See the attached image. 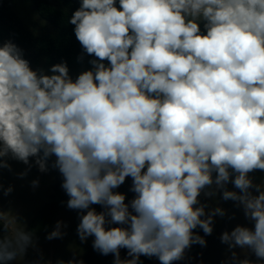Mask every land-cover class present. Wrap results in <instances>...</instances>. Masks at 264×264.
Here are the masks:
<instances>
[{"label":"clouds","instance_id":"obj_1","mask_svg":"<svg viewBox=\"0 0 264 264\" xmlns=\"http://www.w3.org/2000/svg\"><path fill=\"white\" fill-rule=\"evenodd\" d=\"M69 24L78 60L93 57L75 78L66 61L33 68L0 41V175L14 160L27 176L30 158L44 173L54 157L80 241L93 237L113 264H175L205 247L195 230L211 235L226 211L200 197L220 194L252 225L221 234V264H264V179L250 175L264 172V0H79ZM128 178L126 202L115 190ZM11 225L0 211V264L36 247L34 232Z\"/></svg>","mask_w":264,"mask_h":264},{"label":"rangeland","instance_id":"obj_2","mask_svg":"<svg viewBox=\"0 0 264 264\" xmlns=\"http://www.w3.org/2000/svg\"><path fill=\"white\" fill-rule=\"evenodd\" d=\"M52 4L69 8L78 6L79 0H50ZM7 10L9 11L15 24L35 36H43L46 34H54L53 27L43 20L36 12L34 5L30 0H3ZM50 63L45 59H41L39 67L47 69ZM70 75L75 78L81 71L88 68L73 64L69 67ZM52 160H49V170L41 173L38 166L34 164V158H30L33 164L27 176L20 178L19 173L25 171L27 165L22 162L9 160L12 171L4 169L0 175V182L6 189L9 185L13 187V191L9 195L0 193V211L4 212L6 220L12 221V227H26V230L34 232L35 248H29L23 259L10 262V264H34L40 260L41 254L43 261H51V264H57L58 260L65 262L75 258L82 260L83 264H113L114 256H107L95 251L92 247L93 237H89L86 242H81L77 234V226L79 224L80 214L76 210L68 209L66 202L68 196L61 187L62 176L58 170L51 168ZM256 183H260L264 179V172L256 171L250 174ZM39 181L38 185L33 187L32 181ZM131 178L126 179L125 183L115 191L126 194V202L131 200L134 193L129 191L131 187ZM229 190H235L233 185H228ZM238 191V190H237ZM202 203H207L210 208L221 207L226 211L224 217L214 218V230L211 235L205 236L201 229L195 231L204 236L207 244L205 247L193 245L187 250L185 258L175 264H221L226 260L230 253L227 246L222 244L220 236L224 231H231L237 224L251 227L243 215V210L237 208L233 201H224L220 194L216 198L206 199L203 194L200 197ZM98 212L103 209L99 205H93ZM230 217H234L231 218ZM17 221L20 224H17ZM62 221L66 227H62L61 231L65 233L62 238L53 240L46 239V236L55 229L56 223ZM238 253L239 249L236 250ZM121 258H126V250L121 249ZM240 258L244 255L241 253ZM249 258L255 260V256L249 253ZM142 264H159L155 258L141 256ZM43 261L40 264H43Z\"/></svg>","mask_w":264,"mask_h":264},{"label":"trees","instance_id":"obj_3","mask_svg":"<svg viewBox=\"0 0 264 264\" xmlns=\"http://www.w3.org/2000/svg\"><path fill=\"white\" fill-rule=\"evenodd\" d=\"M37 14L54 29V34L35 36L15 24L3 0H0V41L11 39L24 50L25 58L33 68H38L41 59L50 64L66 61L68 67L79 64L90 68L88 63L93 57L85 55L83 61H79L82 49L76 40L73 25L69 24V18L78 6L69 8L57 6L50 0H30Z\"/></svg>","mask_w":264,"mask_h":264}]
</instances>
